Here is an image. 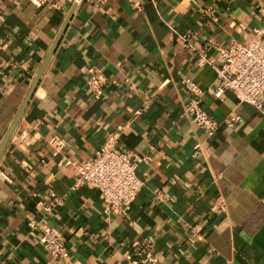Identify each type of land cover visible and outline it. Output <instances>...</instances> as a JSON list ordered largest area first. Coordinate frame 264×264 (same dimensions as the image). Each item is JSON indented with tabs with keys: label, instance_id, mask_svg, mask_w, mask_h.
Here are the masks:
<instances>
[{
	"label": "crops",
	"instance_id": "1",
	"mask_svg": "<svg viewBox=\"0 0 264 264\" xmlns=\"http://www.w3.org/2000/svg\"><path fill=\"white\" fill-rule=\"evenodd\" d=\"M75 1L0 0V141ZM141 2H77L0 156V264H130L141 241L156 264H264V115L231 89L207 92L215 70L178 35L208 44L220 64L216 46L249 40L264 2ZM92 64L109 78L99 98L85 83ZM184 77L205 90L200 106L220 122L212 136L183 114L192 96ZM233 114L240 120L229 126ZM124 125L119 149L148 159L137 163L134 201L107 217L98 192L74 179ZM40 218L60 232L67 260L41 246Z\"/></svg>",
	"mask_w": 264,
	"mask_h": 264
},
{
	"label": "built area",
	"instance_id": "2",
	"mask_svg": "<svg viewBox=\"0 0 264 264\" xmlns=\"http://www.w3.org/2000/svg\"><path fill=\"white\" fill-rule=\"evenodd\" d=\"M31 1L40 6L48 0ZM87 1L95 5L105 2V0ZM151 1L156 2V0ZM129 4L136 10L142 9L141 0H129ZM258 11L261 20L254 28L249 40L243 43L231 42L226 47L216 46L222 57L220 64L213 63L208 57V44L194 47L187 34L178 35L187 46L197 52L199 65H208L215 70L216 85L208 88L207 92L212 93L215 97H221L224 90L231 89L235 92L239 102L252 104L264 115V5L259 7ZM183 82L192 92V96L183 106V114L190 113L191 121L202 128L207 136H212L218 130L220 122L200 106L199 100L205 90L188 77H184ZM85 83L93 96L99 98L104 93L109 78L102 68L92 64L86 69ZM134 113H140V109L135 110ZM239 120L240 116L233 114L224 121L227 125L232 126ZM126 126L105 133L101 146L90 159L78 166L74 179V185H87L98 192L102 210L107 217L120 212L131 204L143 186L136 167L139 161H146L147 156L133 161L128 152L122 151L118 147L121 132ZM50 141L57 147L62 145L61 140L53 138ZM201 152V145L195 144L192 155L196 157ZM52 195L54 196V194ZM57 199L54 196V200ZM215 204L217 207L223 208V199L217 198ZM32 225H34L33 222ZM35 225L40 233L41 246L53 258L67 260L70 253L62 241L60 232L50 226L45 218H40ZM152 248L153 244L150 241L138 242L128 254L130 264H156L157 255Z\"/></svg>",
	"mask_w": 264,
	"mask_h": 264
},
{
	"label": "water",
	"instance_id": "3",
	"mask_svg": "<svg viewBox=\"0 0 264 264\" xmlns=\"http://www.w3.org/2000/svg\"><path fill=\"white\" fill-rule=\"evenodd\" d=\"M78 1L79 0H76L74 2L73 6L71 7V9L69 10L65 20L63 21L61 27L59 28V31L57 32V35H56L51 47L49 48V51H48L43 63L41 64L37 74L33 78L31 86H30L25 98L23 99V101H22L21 105L19 106L15 116L13 117L10 125L8 126L3 138L1 139V141H0V156H1L2 152H3V150L5 149V147L7 145V142L9 140L11 134L13 133V130L15 129L19 119L21 118V115H22V113H23V111L25 109V106L27 105L30 97L32 96V93H33L37 83L39 82V79H40V77H41V75H42V73H43V71H44L49 59L51 58L52 54L54 53V51H55V49H56V47H57V45H58L63 33H64V31H65V29H66V27L68 25V22H69V20L72 17V14L74 12V9H75L76 4H77Z\"/></svg>",
	"mask_w": 264,
	"mask_h": 264
}]
</instances>
